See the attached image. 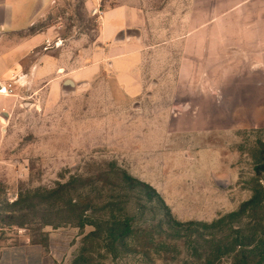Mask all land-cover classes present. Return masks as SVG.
I'll return each mask as SVG.
<instances>
[{"label": "rangeland", "instance_id": "374dc122", "mask_svg": "<svg viewBox=\"0 0 264 264\" xmlns=\"http://www.w3.org/2000/svg\"><path fill=\"white\" fill-rule=\"evenodd\" d=\"M195 1L130 97L96 42L113 2L51 0L32 28L65 71L6 122L0 228L46 243L44 264H239L264 244V0Z\"/></svg>", "mask_w": 264, "mask_h": 264}, {"label": "crops", "instance_id": "0c3cea01", "mask_svg": "<svg viewBox=\"0 0 264 264\" xmlns=\"http://www.w3.org/2000/svg\"><path fill=\"white\" fill-rule=\"evenodd\" d=\"M108 1L114 3L112 7L99 11L97 9L96 42L101 46L102 57L108 59L118 86L130 97L145 87L148 64L146 57L149 50L152 54L158 48L155 46L156 38L162 34L160 26L176 23L178 31L172 30L170 33L173 39L180 38L182 33H188L196 1ZM256 1L247 0L243 4L250 2L252 5ZM50 2L51 0H0V181L5 177L2 172L9 170L2 158L3 133L6 122L12 120L19 98L29 90L32 91L25 96L26 102L42 95L48 87L56 91L60 84L57 77H52L65 71L62 68V55L53 57L47 49L46 45L50 44L52 38L49 29L31 32L38 22L43 21ZM98 3L99 1L90 8H99ZM209 20L210 18L208 22ZM127 30H136L138 33L127 34ZM195 34H185L183 44L189 40L194 43ZM203 42L210 48L209 34L203 36ZM147 48L151 49L143 50ZM98 54L96 61L89 67L76 68L74 72L80 77L93 73L88 69H98ZM2 113L7 114L6 121L1 117ZM46 237L50 238L47 234ZM45 252L46 243L34 241L26 231L0 228V264H44Z\"/></svg>", "mask_w": 264, "mask_h": 264}, {"label": "trees", "instance_id": "16d2710c", "mask_svg": "<svg viewBox=\"0 0 264 264\" xmlns=\"http://www.w3.org/2000/svg\"><path fill=\"white\" fill-rule=\"evenodd\" d=\"M253 201H255V199ZM235 216H237V214ZM244 241L246 240L244 239ZM237 246H239L240 248L243 247L244 246L243 241H239L237 243ZM251 254H254L256 256L259 255V259L256 261V259L247 258ZM238 263L239 264H264V244H261V246L258 249H255L253 252L248 253V254H245V252L242 251L241 257L238 258Z\"/></svg>", "mask_w": 264, "mask_h": 264}, {"label": "water", "instance_id": "95a60500", "mask_svg": "<svg viewBox=\"0 0 264 264\" xmlns=\"http://www.w3.org/2000/svg\"><path fill=\"white\" fill-rule=\"evenodd\" d=\"M126 33H127V34L138 33V31H136V30H127ZM67 86H68V87H72V84L69 83V82L67 81ZM1 117H2L5 121L7 120V114H6V113H2Z\"/></svg>", "mask_w": 264, "mask_h": 264}, {"label": "built area", "instance_id": "2783aa9c", "mask_svg": "<svg viewBox=\"0 0 264 264\" xmlns=\"http://www.w3.org/2000/svg\"><path fill=\"white\" fill-rule=\"evenodd\" d=\"M98 11H99V9H98ZM98 11L97 10H95L94 12H95V14H98ZM56 46H58V43L56 44Z\"/></svg>", "mask_w": 264, "mask_h": 264}, {"label": "bare ground", "instance_id": "6f19581e", "mask_svg": "<svg viewBox=\"0 0 264 264\" xmlns=\"http://www.w3.org/2000/svg\"><path fill=\"white\" fill-rule=\"evenodd\" d=\"M69 83H71V84L73 85V83H72V82H69ZM64 85H65V87H66V86H67V82H65V84H64Z\"/></svg>", "mask_w": 264, "mask_h": 264}]
</instances>
